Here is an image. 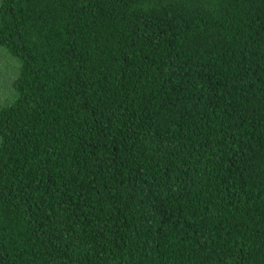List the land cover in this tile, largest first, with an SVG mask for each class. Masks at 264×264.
<instances>
[{
	"label": "trees",
	"instance_id": "obj_1",
	"mask_svg": "<svg viewBox=\"0 0 264 264\" xmlns=\"http://www.w3.org/2000/svg\"><path fill=\"white\" fill-rule=\"evenodd\" d=\"M0 264H264V0H0Z\"/></svg>",
	"mask_w": 264,
	"mask_h": 264
},
{
	"label": "rangeland",
	"instance_id": "obj_2",
	"mask_svg": "<svg viewBox=\"0 0 264 264\" xmlns=\"http://www.w3.org/2000/svg\"><path fill=\"white\" fill-rule=\"evenodd\" d=\"M18 63L0 49V102L11 95V83L17 74Z\"/></svg>",
	"mask_w": 264,
	"mask_h": 264
}]
</instances>
